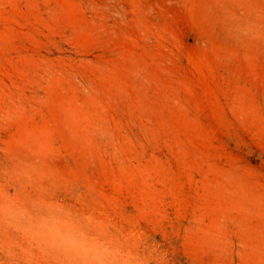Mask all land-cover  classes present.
<instances>
[{"label": "rangeland", "instance_id": "1", "mask_svg": "<svg viewBox=\"0 0 264 264\" xmlns=\"http://www.w3.org/2000/svg\"><path fill=\"white\" fill-rule=\"evenodd\" d=\"M0 264H264V0H0Z\"/></svg>", "mask_w": 264, "mask_h": 264}]
</instances>
